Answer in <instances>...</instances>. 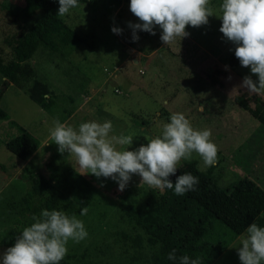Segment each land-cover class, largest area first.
Listing matches in <instances>:
<instances>
[{"label": "rangeland", "instance_id": "rangeland-1", "mask_svg": "<svg viewBox=\"0 0 264 264\" xmlns=\"http://www.w3.org/2000/svg\"><path fill=\"white\" fill-rule=\"evenodd\" d=\"M220 2L211 0L217 16ZM23 7L24 0H0V55L6 61L13 56L12 40L40 18V14L27 18ZM63 18L84 39L68 57L42 41L15 81L5 86L0 73V240L20 217L30 187L23 175L33 172L56 183L66 196L63 211L84 222L87 239L67 245V256L75 264H149L156 251L163 264H174L168 259L173 249L177 257L199 258L201 264H241L236 248L254 218L238 216L235 206L225 203L235 221L230 227L210 211L208 196L217 190L222 200H212L222 206L224 187L234 181L264 186V125L235 102L239 95L253 107L264 105V96L239 89L250 69L230 66L235 45L219 31L222 21L211 16L207 25L186 26L187 37L157 46L143 31H137L139 40L132 41L128 22L140 21L128 4L116 8L110 0L94 6L83 2ZM113 27L121 28L122 34L113 33ZM175 112L185 114L196 129H210L218 146L216 184L208 174L210 167L205 168L195 153L169 177L173 183L183 173L198 177L196 190L183 196L141 183L135 174L119 191L115 181L86 174L74 156L61 155L49 132L57 118L73 127L91 120L111 121L110 135H133L128 150H134L161 135ZM20 126L41 142L28 161L6 146L13 138L23 140L25 147L34 143L32 136H23ZM70 169L84 175V193L72 189ZM86 206L88 212L81 216V207ZM32 217L24 218L20 229L30 226ZM125 234H140L143 246H135ZM11 246H0V264Z\"/></svg>", "mask_w": 264, "mask_h": 264}, {"label": "clouds", "instance_id": "clouds-1", "mask_svg": "<svg viewBox=\"0 0 264 264\" xmlns=\"http://www.w3.org/2000/svg\"><path fill=\"white\" fill-rule=\"evenodd\" d=\"M58 2L57 15L61 17L79 6V0ZM219 8L221 15L217 16L211 0H130V11L140 21L128 22L132 41L139 40L137 31L156 35L154 29L159 27L160 40L169 45L178 37L190 35L186 26L198 28L207 25L209 17L216 16L222 21L219 31L235 45L234 54L240 65L250 69L239 89L264 96V0H221ZM111 30L118 35L123 32L119 27ZM253 76L257 79L253 80ZM49 132L61 155L67 152L74 156L86 174L115 181L119 191L125 190L135 174L141 177V183L160 190L173 189L175 195L183 196L196 190L199 179L191 173L179 175L175 183L169 179L176 174L181 160L191 161L195 153L205 168L215 167L219 162L212 131L194 128L181 112L171 114L161 135L134 150H128L133 144V135H110L111 121L91 120L73 127L57 118ZM87 212V206L81 207V216ZM32 220L14 245L3 253L2 264H60L68 253L69 241L80 243L89 235L81 219L64 211L43 210ZM246 233L241 238V246L236 248L241 264H264V227L253 222ZM168 259L174 264H201L199 258L177 257L175 249L168 254Z\"/></svg>", "mask_w": 264, "mask_h": 264}, {"label": "trees", "instance_id": "trees-1", "mask_svg": "<svg viewBox=\"0 0 264 264\" xmlns=\"http://www.w3.org/2000/svg\"><path fill=\"white\" fill-rule=\"evenodd\" d=\"M98 1L100 0H79V4L85 2L94 6ZM110 4L116 8H120L123 4L130 5V0H110ZM58 9V0H24V15L31 19L40 14V18L25 32L21 33L12 40L13 56L10 60L6 61L0 55V73L5 78V86L10 82L15 81L22 65L32 57L34 52L39 47L40 42L43 41L52 50L58 52L64 57H68L78 45L84 42L83 37L71 25H69L63 17L57 15ZM154 31L156 32V35H151L144 31L143 33L146 37L154 40L157 46H159L162 44V41L160 40L162 30L157 27L154 29ZM234 52L235 46L229 55V64L232 67H236L240 64L239 60L235 57ZM2 94L3 90H0V99ZM235 102L252 114L264 125L263 104L257 103L253 107L247 98L239 95L235 97ZM165 114L170 115V113L166 111ZM20 131L22 132L23 136H32L34 138V143L32 142L31 146L25 147L23 140H20L19 138H13L6 142V146L14 154L23 160L28 161L40 148L41 142L33 135H30L29 132L21 126ZM182 162L183 160H181L180 164ZM216 167L217 165L208 169L211 182L214 184H216L218 181L217 177L214 176ZM70 172L73 175L72 189L76 193H84L86 191V187L84 186V175L75 169H70ZM218 176L220 177V175ZM23 178L29 182L30 187L23 197V207L21 209L20 217L17 219L16 225L0 240V246H11L14 243L17 236L20 235L24 229H20V224H22L24 218L34 215L39 217L43 210L63 211V203L66 201V196L64 192L56 185V183L52 182L45 176L36 175L33 172H29L28 175H23ZM224 192L226 195L224 200H226V202L222 203V206H215L212 199H221V197L217 190L211 191L213 195L208 196V198H210L212 201L208 203V205L212 206V210L210 211L216 214L219 218H223V222L232 227L231 222L234 220V218L228 216L226 210L227 207L224 205L228 204V206H230V204H233L237 209L236 212L238 216L249 215L254 218L252 223L255 222L258 226L264 227L263 185L258 183L247 184L244 183L243 180H237L224 187ZM67 205L72 209L76 208V204L73 201H68ZM238 222L241 224L243 220L239 219ZM234 229L238 230L237 228ZM125 237L132 239L135 246H143V236L140 234L134 237L125 234ZM60 264L75 263L71 262V258L66 255ZM149 264H163L159 251H156L151 255Z\"/></svg>", "mask_w": 264, "mask_h": 264}, {"label": "crops", "instance_id": "crops-1", "mask_svg": "<svg viewBox=\"0 0 264 264\" xmlns=\"http://www.w3.org/2000/svg\"><path fill=\"white\" fill-rule=\"evenodd\" d=\"M36 153V152H35Z\"/></svg>", "mask_w": 264, "mask_h": 264}]
</instances>
